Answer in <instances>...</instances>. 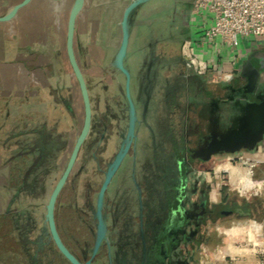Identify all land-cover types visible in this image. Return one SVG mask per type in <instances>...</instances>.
I'll return each mask as SVG.
<instances>
[{"label": "flooded vegetation", "instance_id": "1", "mask_svg": "<svg viewBox=\"0 0 264 264\" xmlns=\"http://www.w3.org/2000/svg\"><path fill=\"white\" fill-rule=\"evenodd\" d=\"M133 4L126 67L137 122L126 156L104 194L105 235L95 250L99 193L108 164L129 132L128 79L112 65L122 35L123 12L109 63L97 62L99 50L93 55L89 46H81L91 55L88 64L87 53L83 58L77 55L74 38L92 116L57 196L55 227L81 263L193 264L211 225L228 217L264 221V201L239 199L222 189L219 199L213 200L210 185L202 179L201 168L214 157L206 158L211 141L220 131L215 127L216 116H207L196 106L199 95L188 85L198 76L183 53L190 37L193 0H126L125 10ZM68 60L74 74L69 56ZM91 67L94 72L88 73ZM77 84V107L66 90L61 95L67 123L55 115L50 127L49 120L39 118L30 137L19 139L15 154L7 159L12 163L10 187L14 191L3 193L0 264H73L57 246L47 212L84 126L85 106ZM60 124L62 131L56 130ZM68 190L70 196L63 200ZM73 196L76 201L70 200Z\"/></svg>", "mask_w": 264, "mask_h": 264}, {"label": "crops", "instance_id": "2", "mask_svg": "<svg viewBox=\"0 0 264 264\" xmlns=\"http://www.w3.org/2000/svg\"><path fill=\"white\" fill-rule=\"evenodd\" d=\"M23 0H0V16ZM126 0H85L76 22L75 48L79 57L89 55L82 47L89 46L90 54L99 50L97 62L109 63L117 47L119 20ZM74 0H31L17 10L12 18L0 21V209L3 193L10 187L12 163L7 159L15 154V143L28 138L39 118L49 120L55 115L68 118L61 102L64 90L79 105V88L67 55V30L70 9ZM135 47V46H134ZM242 65L251 59L260 68L254 101L264 97V40L245 43ZM88 64H91L90 57ZM96 57V56H95ZM247 78L239 73L227 82L209 76L194 75L190 89L197 92L195 104L207 116H216L219 129L211 141L215 157L233 154L264 156V128L251 126L252 113L242 88ZM60 124L56 130L62 131ZM12 145V146H11ZM234 151V152H233ZM212 158V159H213ZM5 187V190L3 189Z\"/></svg>", "mask_w": 264, "mask_h": 264}, {"label": "built area", "instance_id": "3", "mask_svg": "<svg viewBox=\"0 0 264 264\" xmlns=\"http://www.w3.org/2000/svg\"><path fill=\"white\" fill-rule=\"evenodd\" d=\"M189 27L186 60L198 75L227 82L241 70L245 43L264 40V0H193Z\"/></svg>", "mask_w": 264, "mask_h": 264}, {"label": "water", "instance_id": "4", "mask_svg": "<svg viewBox=\"0 0 264 264\" xmlns=\"http://www.w3.org/2000/svg\"><path fill=\"white\" fill-rule=\"evenodd\" d=\"M31 0H23L21 3L12 6L8 12L4 16H0V21H7L10 20L13 16V14L19 10L20 8L26 6ZM85 0H75L70 14H69V20H68V30H67V40H66V47L68 51V56L74 71V74L76 76V79L79 83L81 93L83 96L84 106H85V120H84V126L83 130L80 134V136L77 139L76 145L74 147V150L72 152L71 159L69 161L68 167L65 170L63 176L59 180L56 188L54 189L48 203V212H47V220L49 227L52 232V236L61 250V252L73 263V264H90V261L87 263H81L64 245V243L61 241L55 227L54 222V207L55 202L57 199V196L62 189L63 185L66 182V179L73 167V164L75 162L76 156L78 154V151L85 140L91 124V103H90V96L88 92V86L84 77V74L78 64V61L76 59L75 55V49H74V38H75V30H76V20L81 12ZM134 6H129L126 10L124 7L123 10V16L121 20V27H122V35L120 39V43L118 46V50L115 54V58L112 62V65L116 67L118 70L123 72L127 76V83H126V90H127V97L129 102V110H130V119H129V132L127 137L124 139V142L119 149L118 153L115 155L112 162L108 164V169L106 172L105 181L103 183V186L101 188V191L99 193L98 197V216L100 219L99 223V237L96 242L95 250L98 249L99 245L101 244V241L105 235L106 227L104 224V220L101 215V209L103 205L104 200V194L105 191L113 178L114 174L116 173L117 169L119 168L120 164L122 163L124 157L126 156V153L129 149L131 138L134 137V131L135 126L137 122V115H136V105L131 97L130 93V73L128 68L126 67V59L128 55V47H129V12L131 8ZM260 68L257 67L251 59H248L243 66L241 67V70L239 72L240 76H245L247 78V84L242 88L243 94L247 100V107L249 108V111L252 113L253 117L251 120V126L254 129H262L264 128V97L260 96L261 102L254 101L251 97L256 96L254 93L256 91V87L258 84V81L260 79ZM251 96V97H250ZM234 152V151H233ZM213 154L212 151H209L206 158L210 157Z\"/></svg>", "mask_w": 264, "mask_h": 264}, {"label": "rangeland", "instance_id": "5", "mask_svg": "<svg viewBox=\"0 0 264 264\" xmlns=\"http://www.w3.org/2000/svg\"><path fill=\"white\" fill-rule=\"evenodd\" d=\"M93 70L92 67L87 69L88 73L94 72ZM93 88L94 91L97 89ZM263 157L224 155L215 157L204 165L201 170L206 174L203 173L202 179L210 185L212 199H219L222 189L239 199L256 198L264 201V163H255ZM227 163L232 167L251 171L255 185L250 191H239L235 187L234 176L224 170ZM69 196L68 190L63 200H68ZM70 200L76 201L77 198L74 199L73 196ZM193 264H264V221L256 218L239 220L235 217L219 220L210 226L209 235L201 246H198Z\"/></svg>", "mask_w": 264, "mask_h": 264}, {"label": "bare ground", "instance_id": "6", "mask_svg": "<svg viewBox=\"0 0 264 264\" xmlns=\"http://www.w3.org/2000/svg\"><path fill=\"white\" fill-rule=\"evenodd\" d=\"M224 170L228 172L230 175L234 176L236 182H234L235 187L240 191H247L251 189L255 184L252 180L251 171L241 170L236 167H232L229 163L226 164Z\"/></svg>", "mask_w": 264, "mask_h": 264}]
</instances>
